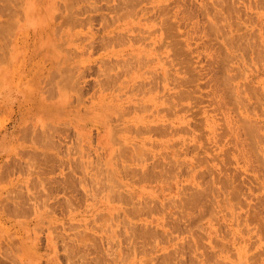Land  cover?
<instances>
[{
  "label": "rangeland",
  "instance_id": "374dc122",
  "mask_svg": "<svg viewBox=\"0 0 264 264\" xmlns=\"http://www.w3.org/2000/svg\"><path fill=\"white\" fill-rule=\"evenodd\" d=\"M0 21V264H264V0Z\"/></svg>",
  "mask_w": 264,
  "mask_h": 264
},
{
  "label": "bare ground",
  "instance_id": "6f19581e",
  "mask_svg": "<svg viewBox=\"0 0 264 264\" xmlns=\"http://www.w3.org/2000/svg\"><path fill=\"white\" fill-rule=\"evenodd\" d=\"M17 1V0H16ZM4 2V1H3ZM15 2V1H14ZM17 3V2H16ZM5 4V3H4ZM7 4V3H6ZM8 5H9V3H8ZM18 5V4H17ZM11 6V5H10ZM8 10V9H7ZM15 18V17H14ZM11 21V20H10ZM1 22V21H0ZM14 22V21H13ZM16 23V22H15ZM18 23H19V21H18ZM217 26V25H216ZM6 27H9V26H6ZM7 29V28H6ZM220 29V28H219ZM216 30V29H215ZM10 31H11V29H10ZM9 34V33H8ZM64 38V37H63ZM60 46V45H59ZM2 49V48H1ZM141 65V64H140ZM142 68V67H141ZM59 78V77H58ZM58 81V80H57ZM150 83V82H149ZM141 85V84H140ZM66 90V89H65ZM150 90V89H149ZM67 93V92H66ZM144 93V92H143ZM150 93V92H149ZM143 95V94H142ZM133 105V104H132ZM170 106V105H169ZM126 108V107H125ZM134 109V108H133ZM138 109V108H137ZM121 111V110H120ZM152 115V114H151ZM107 116V115H106ZM149 116V115H148ZM111 117V116H110ZM107 119V118H106ZM108 121V120H107ZM127 121V120H126ZM55 122V121H54ZM160 124V123H159ZM125 127V126H124ZM123 130V129H122ZM111 134V133H110ZM112 135V134H111ZM112 137H113V135H112ZM125 138V137H124ZM258 138V137H257ZM118 142V141H117ZM119 144V143H118ZM120 145V144H119ZM123 145V144H122ZM169 145V144H168ZM126 147V146H125ZM140 148V147H139ZM131 149V148H130ZM144 149V148H143ZM149 150V149H148ZM256 150V149H255ZM143 151V150H142ZM148 152V151H147ZM115 153V152H114ZM135 156V155H134ZM112 157V156H111ZM140 159V158H139ZM143 159V158H142ZM173 159V158H172ZM111 160V159H110ZM146 160V159H145ZM178 160V159H177ZM169 162V161H168ZM94 163V162H93ZM99 164V163H98ZM125 166V165H124ZM104 167V166H103ZM179 167V166H178ZM106 169V168H105ZM124 169V168H123ZM107 170H108V168H107ZM100 171H102V170H100ZM175 172V171H174ZM86 174V173H85ZM108 174V173H107ZM176 174V173H175ZM102 175V174H101ZM113 176V175H112ZM92 178V177H91ZM110 178V177H109ZM113 178V177H112ZM109 180V179H108ZM111 180V179H110ZM90 181V180H89ZM93 182V181H92ZM95 182V181H94ZM106 182V181H105ZM100 183V182H99ZM89 184V183H88ZM94 184V183H93ZM107 184V183H106ZM98 187V186H97ZM105 187V186H104ZM119 187V186H118ZM108 189V188H107ZM111 191V190H110ZM186 191V190H185ZM173 198V197H172ZM193 200V199H192ZM121 201V200H120ZM164 203V202H163ZM162 203V204H163ZM142 205V204H141ZM157 205V204H156ZM165 206V205H164ZM140 208V207H139ZM136 209V208H135ZM177 214V213H176ZM178 216V215H177ZM131 230V229H130ZM129 230V231H130ZM121 241V240H120ZM195 249V248H194Z\"/></svg>",
  "mask_w": 264,
  "mask_h": 264
}]
</instances>
